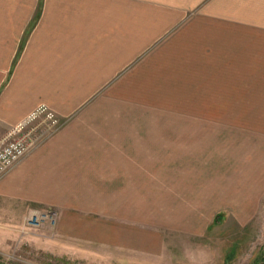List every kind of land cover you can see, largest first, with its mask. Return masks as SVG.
<instances>
[{"label": "rangeland", "instance_id": "rangeland-1", "mask_svg": "<svg viewBox=\"0 0 264 264\" xmlns=\"http://www.w3.org/2000/svg\"><path fill=\"white\" fill-rule=\"evenodd\" d=\"M195 1L184 0L183 10L179 12L183 15L177 25L137 57L139 61L150 50L175 38L169 50L158 51L161 50L158 48L156 57L148 65L144 63L137 68L134 85L127 83L121 87L119 102L120 123L134 125L136 135L140 136L137 139L146 142L159 157L164 156V149L160 148L164 146L169 159L183 158L184 162L167 164V178L153 180L157 195L149 203L141 202L135 211L125 213L129 218L120 223L130 225L118 229L123 241L118 246L64 238L58 233L59 216L54 209L24 204L22 222L8 227L5 234L1 232L0 264H264V0ZM41 2L35 27L27 32L22 47L96 45V37L84 35L85 28L80 25L79 17L83 15L87 24L106 21L112 16L111 20L117 23L114 18L119 9V22L128 20L132 13L137 19L136 29L129 30L124 25L113 29L112 24L110 29L98 26V31L105 34L97 35V44L124 47L136 37V47H144L140 37L145 36L147 25L153 23L154 17L145 7L148 4L145 0H137L132 11L125 9L127 3L116 6L102 3L101 7L93 0H49L51 25L41 26L48 1ZM214 2L221 8L223 14L216 13L223 17V23H228L227 19L236 22L226 33H218L216 27L211 31L213 27L205 29L206 21L191 22L201 12L206 16ZM18 5L15 0L8 2V21L14 25L13 30L31 12V8H26L27 12L20 18V13L16 14ZM188 23L183 37L178 38V29ZM22 36L9 35L5 49L19 47ZM205 45L215 49L208 53V58L215 61L211 64L233 60L242 67L241 72L232 74L244 75L247 70L249 78L246 84L232 83L231 101L228 95V100L215 101L217 108L224 101H230L231 115H177L176 112L182 111V93H189L199 82L192 80L197 76L192 64L194 59L180 56L175 60L173 56L177 53L172 47ZM33 50L37 52V48ZM192 55L197 57L195 53ZM31 56L26 61L29 65L36 62H32ZM16 64L8 80L10 76L13 78ZM110 85H105L103 92ZM6 86L7 82L0 84V94ZM240 86L246 88L241 98L237 92ZM124 111L127 112L124 114ZM208 187L213 188L212 198L206 196ZM139 198L142 201L144 197ZM45 211L55 213L54 224L46 221L32 227L26 222L32 213ZM144 222L150 223V228H144ZM144 230L151 234L145 237L146 246H142L144 236L139 233Z\"/></svg>", "mask_w": 264, "mask_h": 264}, {"label": "crops", "instance_id": "crops-1", "mask_svg": "<svg viewBox=\"0 0 264 264\" xmlns=\"http://www.w3.org/2000/svg\"><path fill=\"white\" fill-rule=\"evenodd\" d=\"M47 1L41 26L51 25L49 17L52 8L49 0ZM93 1L101 7L104 3L111 6L127 3L125 9L129 11H132L137 3V0ZM145 1L148 3L145 7L150 9L154 17L153 23L150 19L151 22L147 25L149 29L145 31V36L140 37L143 38L140 42L144 47H136V37L132 44L124 47H100L97 44V35L105 34L98 31V26L100 29L103 26L110 29L109 25L112 24L113 29L120 28L119 25H124L129 30L136 29L134 25L137 19L132 13L128 20L119 22L120 9L114 18L119 24L111 20L112 16L107 17L106 21L102 19L87 24L83 15L79 17L80 25L85 28L84 35L96 37V45L93 43L90 47H22L27 32L35 27L42 2L15 0L19 4L16 14L19 12L20 18L27 12L26 8H31V12L26 13L23 16V24H18L19 28L13 30L14 25L12 27L8 21L9 0H0V71L3 73L0 76V84L7 82L5 91L0 94V144L11 131L29 127L43 117H48L57 129L48 141L0 179V237L8 227L17 226L22 222L24 204H33L52 208L58 213V233L63 234L64 238L118 246L123 243L118 229L130 225L120 223L121 220L129 218L125 213L135 211L141 202L149 203L151 197L157 195L155 193L158 188L153 189V180L167 178V164L184 162L183 158L169 159L167 147L164 146H160L164 149V156L159 157L146 142L137 139L140 136L136 135L137 129L134 125L120 123L121 87L127 83L134 85L137 68L143 67L144 63L148 65L156 57L158 48L161 49L158 51L169 50L175 38L172 37L164 42L163 46L150 50L139 61L137 57L150 48L148 45L175 27L183 15L179 12L183 10L184 0ZM216 12L223 14L214 2L208 7L206 16L203 17L201 12V16H195L191 22L206 21L204 28L213 27L209 30L211 31L216 27L218 33H226L229 26L236 24L229 22L230 19H227L228 23H223V17ZM187 26L189 23L178 29V38L183 37ZM44 33L46 32L43 31ZM19 34L23 35L21 45L5 49L8 36L15 37ZM37 34L39 36L40 32ZM34 48H37V52ZM172 48L176 49L177 56H173L175 60L180 56L194 59L192 64L194 75L197 76L192 80L199 82L198 87H201L197 89L198 87L194 86L187 93L190 95L187 97V94L182 93V111L176 114L231 115L232 83L246 84L248 71L244 70V75H233L232 73L241 72L242 67L233 60H220L215 65L211 64L215 61L212 60L214 58H208V53L215 49L207 45ZM29 53L32 55V62L36 61L32 65L26 63ZM192 53L197 57H193ZM14 64L16 68L14 74L12 73L13 78L10 76L8 80ZM26 68L29 70H25ZM222 72L225 74L220 76ZM161 75L160 79L163 78ZM109 83L111 85L103 92L105 85ZM241 86L237 88L240 98L241 94L245 95L246 92V88L242 89ZM227 95L230 101H224L223 106L217 108L215 101L222 98L228 100ZM126 112L124 111V114ZM205 191L208 193L206 196L212 198L213 188L208 187ZM139 197L144 198L141 201ZM149 225L151 224L144 222L142 226L150 228ZM113 228L117 230L114 231ZM139 233H143L141 242L142 246H146L145 237L151 234L146 230Z\"/></svg>", "mask_w": 264, "mask_h": 264}, {"label": "built area", "instance_id": "built-area-1", "mask_svg": "<svg viewBox=\"0 0 264 264\" xmlns=\"http://www.w3.org/2000/svg\"><path fill=\"white\" fill-rule=\"evenodd\" d=\"M16 130L8 133L0 144V179L48 141L57 129L48 117H43L29 127ZM55 216L50 211L32 213L26 222L32 227H38L46 221L54 224Z\"/></svg>", "mask_w": 264, "mask_h": 264}]
</instances>
